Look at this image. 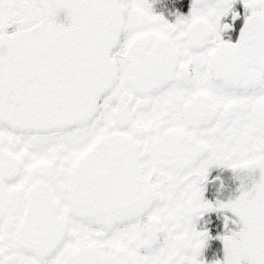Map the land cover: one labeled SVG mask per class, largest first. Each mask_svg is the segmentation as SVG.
Segmentation results:
<instances>
[{
    "label": "snow or ice",
    "instance_id": "obj_1",
    "mask_svg": "<svg viewBox=\"0 0 264 264\" xmlns=\"http://www.w3.org/2000/svg\"><path fill=\"white\" fill-rule=\"evenodd\" d=\"M0 264H264V0H0Z\"/></svg>",
    "mask_w": 264,
    "mask_h": 264
}]
</instances>
